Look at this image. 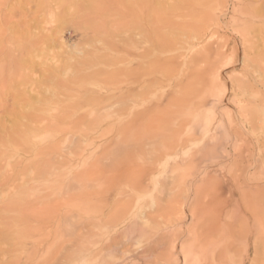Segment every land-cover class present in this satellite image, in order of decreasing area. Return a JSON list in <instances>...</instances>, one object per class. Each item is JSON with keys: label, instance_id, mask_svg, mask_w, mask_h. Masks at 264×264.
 I'll return each mask as SVG.
<instances>
[{"label": "rangeland", "instance_id": "rangeland-1", "mask_svg": "<svg viewBox=\"0 0 264 264\" xmlns=\"http://www.w3.org/2000/svg\"><path fill=\"white\" fill-rule=\"evenodd\" d=\"M184 120L169 156L161 133ZM195 162L242 169L224 189L246 192L252 233L245 254L235 219L229 262L264 264V0H0V264H132Z\"/></svg>", "mask_w": 264, "mask_h": 264}, {"label": "bare ground", "instance_id": "bare-ground-1", "mask_svg": "<svg viewBox=\"0 0 264 264\" xmlns=\"http://www.w3.org/2000/svg\"><path fill=\"white\" fill-rule=\"evenodd\" d=\"M211 83H212V81H211ZM189 123H190V120L189 121L184 120L183 123L179 124L178 127L171 128L168 130V132L163 131L161 133V135H164L165 139H167V143L169 141H171L170 145H168V147H167V148H170L167 155L171 156V155L178 152L179 148L181 147L179 135L182 134V132L185 131V129L188 130V128H190V127H188ZM151 125H153V124L151 123ZM208 127H209V124H207L206 127H204V129H207ZM181 144H182V142H181ZM235 161L239 162L240 157L236 156ZM135 162L130 163L132 165L131 167L133 168V170H132V168H130L131 169L130 171H129V169L128 170L126 169V171L124 170L121 172L122 175L119 174L120 175L119 177L124 178L122 180L123 182H127L129 179L133 178L132 177L133 175L132 176H130V175L132 174L133 171H135L136 168L139 167L141 171L143 170V169H141L142 167L140 165L136 164ZM198 165H199V162L191 163V164L185 166V168L183 170L185 177H182V179L179 181L178 187H179V189L184 190V195L182 194L184 197H180V195H176V197L173 200L167 201L165 204L161 203V202L156 203L155 211L151 215V217L149 218V220L151 219V221H150L151 222L150 223L151 230H149L150 234H148L149 237H147V239L149 238L148 242L146 243L145 246H143L141 248L140 252H134V253L131 252V254L130 253L128 254L129 255L128 259H129V261H132V264L136 263L133 261H137L140 264L141 263L142 264H230V262H229L230 255L233 253V248L237 242V241H235V238H234V236H235L234 234L236 231L235 228L237 225L236 220H239L244 224V230H243V234H242L244 236V239H242L243 241L241 243H244L243 245L245 247V249H244L245 254L248 252L249 237H250L252 231H251L249 216H246V211H249V209H250L249 204L247 203L248 201L246 199V192L241 190L240 199H237V198H235V192L231 187H227V189H228L227 191H225L226 189H224V186L225 185L227 186L230 181L236 182L237 186H240L242 169L240 167L235 169V170H232L229 168L228 170H226V174L223 176V180L219 179L216 176V174L212 175L206 179L205 174H207V172H208L206 169V166H202V169H201L202 171H201L200 170L201 167H198ZM198 168L201 172H198ZM139 171H138V173H139ZM144 171H146V170H144ZM197 172H198V175L200 173V175L203 174V176L202 175L200 176L201 177L200 183H198V181H199L198 180L197 183L194 184V179H195L194 177L197 174ZM140 173L143 175V172H140ZM148 175H149V173H148ZM147 179L149 180V177H147ZM223 183H225V184H223ZM231 185H232V183H231ZM137 190H139V189H137ZM140 192H142V190ZM181 198H184V200L181 201ZM53 202L49 203V206L47 203L48 208L42 210V213L39 215L41 219L37 220L38 219V217H37L36 218L37 222L39 221V223L43 222L45 224L53 222L51 220L55 219L56 212L58 211L59 207L62 206V209H63L64 201H60V202H63L62 205L59 203L53 204ZM68 203L69 202H66V204H68ZM256 203H257L256 207L258 208V213L261 215L260 221L258 224H259V228L262 232V230L264 229L263 228L264 223H262L263 222L262 221V215L264 214V211L262 213V206L264 203H262L261 201L256 202ZM120 204L123 205L122 203H120ZM186 205H188L187 209H186L188 212V217L186 219H188L189 221L187 223H183L184 218H185V216H184L185 209L184 208H186ZM229 205H233L234 209H230V211H229V209L226 210L225 207L228 206V208H229ZM45 206L46 205L44 204V208H45ZM40 208H42V207H40ZM125 208H127V207L125 206ZM178 208L180 209L178 212L179 213L181 212L182 215L180 214L181 216L173 217L172 215L174 213H176ZM32 211H33V209H32ZM59 211H61V210H59ZM65 212H66V210H65ZM35 213H38V212H35ZM33 214H34V212H33ZM64 214L66 215V213H64ZM255 214L256 213H254V215ZM65 215H63V216H65ZM57 216H59V215H57ZM120 216H121L120 219H117V221L115 220L116 221L115 223L113 222V220L116 218L110 220L112 222V224L114 223L113 227L117 228L121 223H123L124 220L127 219L126 215H124L123 217H122V215H120ZM110 221H109V223H111ZM58 222H60V219ZM134 224H133V227H134ZM43 225H41L42 228H43ZM110 225H108V226H110ZM239 225L240 224H238V226ZM40 227H39V229H40ZM130 227L128 226V229H129L128 231H132L134 229L133 227H131L133 229L130 230ZM35 228H37V227H35ZM138 228H139V225L135 229H138ZM44 230L45 229H43V231ZM122 230H123V228H122ZM146 230L147 229H145L143 227L139 228V230H138L139 232L137 235L139 237L140 236L142 237V235L146 233ZM40 231L42 233H44L41 229H40ZM25 232H27V231H25ZM45 232H47V230H45ZM116 233L114 232V234H116ZM122 233H124V232H122ZM122 233H120V234L117 233V234L122 235ZM46 234H48V233H46ZM46 234L45 233L41 234V237L39 236L38 238H36L34 243L37 245H40L42 243V241L47 238ZM57 234H59V233H57ZM104 235H106V234H104ZM49 237H51V236H49ZM57 237H59V236L57 235L56 238ZM66 237H69V236H66ZM117 237H119V236L117 235ZM72 238H75V237L73 236ZM130 238H132V237H130ZM133 238L129 242H131V244H132V241H133L134 245L138 244L137 242L134 241L135 238L134 239ZM112 239L114 240V236L110 240L112 241ZM118 240H119L118 242H122L121 241L122 238H121V240L120 239H118ZM111 241H110V243H111ZM136 241H138V240H136ZM65 242H67V241H65ZM115 243H117V242H115ZM117 244H120V243H117ZM58 246H56V247L59 248ZM234 249H237V248H234ZM107 250L109 251V248ZM54 251L56 252V250H54ZM98 251L96 253H98ZM103 252H104V250H103ZM96 253L94 252V254H96ZM111 254H112V252H111ZM96 255H94V256H96ZM244 256H241L239 264H243ZM28 257H31L30 254ZM125 258L127 259V257L124 256V259ZM121 262L119 261L120 264H121ZM125 263H123V264H125ZM81 264H82V262H81Z\"/></svg>", "mask_w": 264, "mask_h": 264}]
</instances>
